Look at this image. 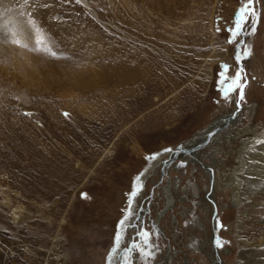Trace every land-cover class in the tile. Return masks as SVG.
I'll list each match as a JSON object with an SVG mask.
<instances>
[{"label":"rangeland","instance_id":"obj_1","mask_svg":"<svg viewBox=\"0 0 264 264\" xmlns=\"http://www.w3.org/2000/svg\"><path fill=\"white\" fill-rule=\"evenodd\" d=\"M243 2L0 0V264H119L131 242L137 247L123 264H214L212 231L202 232L211 195L218 213L209 223L224 245L217 256L233 264L227 251L242 249L253 225L264 227L261 217L237 213L224 177L240 140L252 138L248 128L264 121V0L254 35L228 44L224 31ZM240 41L252 52L241 63L249 83L238 109L235 94L221 99L217 73L228 64L235 74ZM234 110L243 114L238 123L195 158L176 160L185 166L160 183L153 163L168 159L163 149L195 143L221 116L235 119ZM152 153L160 155L146 161ZM212 170L220 173L213 186ZM134 182L142 191L133 208L143 211L110 255ZM167 187L174 203L154 229ZM141 217L152 259L140 254Z\"/></svg>","mask_w":264,"mask_h":264},{"label":"bare ground","instance_id":"obj_2","mask_svg":"<svg viewBox=\"0 0 264 264\" xmlns=\"http://www.w3.org/2000/svg\"><path fill=\"white\" fill-rule=\"evenodd\" d=\"M234 111H235V113L233 112L234 115L235 114L237 115L235 119L233 120L226 119L230 116L229 114L226 116L224 115L221 116L222 119L223 118L225 119L222 121L219 119V122L215 121L213 126L212 127L210 126V130H207L206 133L203 132L204 135H201L200 138L197 139L196 143L202 142L205 138V135L217 127L216 126L217 122H218L217 125H219V128H220L219 132H221L222 127L224 125L225 127H228V126H232L238 123L239 120L237 119L239 118L240 115H243V114L239 110H234ZM251 126H253V123H251ZM248 131L250 132L252 138H248L246 140L244 139V141L240 140L239 138L242 144V148L239 151L241 155L239 158H236L237 162H235L236 166L233 167V170L228 172V173H231L229 174L231 176H228V174H226L224 177L227 181H230V182L232 181L234 184L236 193L233 195L234 198L233 199L231 198V199L234 201L235 206L237 207L236 208L237 213H239V215L244 214L246 216H248L246 214L248 213L252 221L254 218L261 217V220L259 221L264 222V143H259V144L257 143V141H264V121H261V123L258 124V126H255L253 129L249 127ZM222 133L224 132L222 131ZM218 136H220V134L217 135V137ZM213 139H214V136L211 138L210 142ZM189 146L192 147L193 145H189ZM235 156H236V153L234 154V157ZM186 159L188 158H182L181 160H186ZM161 160L162 159H159L158 161H161ZM158 161H155L153 163L154 165L153 167H155V169L159 168ZM212 171L213 172L212 173L210 172V173L212 175L213 180H214L215 173H216L217 174L216 181L219 182L220 180V178H218L220 175L219 171L218 170H212ZM210 173H209V177L211 178ZM146 176L147 175L142 177V179H144ZM230 184L231 186H233L232 183ZM228 186H229V183H227L226 187ZM167 190H170L169 187H167ZM165 194H167V191ZM169 204L172 205V202L170 201ZM253 226H255L256 228ZM253 226L252 228H250V230L248 229L246 230V232L250 231L251 239L250 241L248 240L244 241L242 249L240 248L237 249L235 254L231 252L232 250L227 251V253H230V255H232L233 264H264V227H261L258 224H255ZM237 246H239V244H237Z\"/></svg>","mask_w":264,"mask_h":264},{"label":"snow or ice","instance_id":"obj_3","mask_svg":"<svg viewBox=\"0 0 264 264\" xmlns=\"http://www.w3.org/2000/svg\"><path fill=\"white\" fill-rule=\"evenodd\" d=\"M79 3V0H77ZM260 3V0H244L242 6L237 10L232 25L229 29H224L228 33V44H235L239 37L243 34L254 35L256 32V21L258 19L259 13L256 10V6ZM251 24V28L247 29V25ZM217 32L221 31L220 27H217ZM34 51V49H30ZM252 49L249 46L244 45L243 41H240V44L237 46V53L234 57L236 61V70L234 75H229L231 70V65L222 64L217 73L218 83L220 84L219 92L222 100H230L235 94L237 107L239 108L245 100V89L248 86L249 80L247 73L243 67H241L242 60H246L251 55ZM55 55V53H53ZM254 79V77H253ZM25 115H29L25 113ZM67 117V113L64 114ZM212 133H209L211 136ZM257 143H264V141H257ZM169 154L174 153L176 150L172 148H166L162 150ZM160 153H152L149 156H146V161H155L157 160ZM137 181L140 180V176H137ZM142 191V187L137 186L136 182L133 183L132 190L127 194V207L122 209L123 215L117 221V229L113 237V247L111 249L110 255H114L121 242V230L127 231L129 228L137 227L134 223V217L136 212L133 208V203L139 193ZM81 199H86L87 194L81 193ZM219 223V222H218ZM219 227L223 228L222 224H219ZM151 233L140 229L136 236L138 239L142 240L144 248L140 249V254H142L146 259L153 258V252L151 250L145 251L149 246V238ZM214 244L217 248H222L224 245L220 241H214ZM136 245H132V248H136Z\"/></svg>","mask_w":264,"mask_h":264},{"label":"water","instance_id":"obj_4","mask_svg":"<svg viewBox=\"0 0 264 264\" xmlns=\"http://www.w3.org/2000/svg\"><path fill=\"white\" fill-rule=\"evenodd\" d=\"M235 52L237 53V48H236ZM235 56H236V54H235ZM228 119L229 120H233V119H231V117H229ZM226 123H228V122H226ZM223 127H225V125ZM219 129H220L219 127H216L211 132H209V133H212L211 136H209V133H207L205 135L204 140L202 142H200V143H196V142L195 143H190L189 145H193L192 147L189 146L187 142H184V143L178 145L175 148L176 151L174 153H172V154H169L168 159L162 162V166H161V169L159 171V173H160V183L162 182L163 177L166 175L167 169H169V167H171L172 164H174V167H176V166L184 167L185 166V162H183V161H180L179 163L175 164L174 162L176 160H178V159L180 160L182 158H192V157L194 158V154L197 153L200 149L206 147L209 144L211 138L215 135V133H217L219 131ZM151 200H152V191L149 193L148 197L144 198V200H143V202H146L145 209L147 211H145V214H149L148 208H149V205H150L149 201H151ZM142 211H143V207H139L138 213H137L136 218H135L134 221L139 220V217L141 216ZM141 218L142 219H140V229L144 230V228H143L144 217H141ZM133 244L134 243L131 242L128 245V249L123 250V251H121L118 254V259L120 261L119 264H123V255L125 253L128 254V256H129V254L132 253V251H133L132 250V245Z\"/></svg>","mask_w":264,"mask_h":264},{"label":"flooded vegetation","instance_id":"obj_5","mask_svg":"<svg viewBox=\"0 0 264 264\" xmlns=\"http://www.w3.org/2000/svg\"><path fill=\"white\" fill-rule=\"evenodd\" d=\"M169 157V156H168ZM165 161V160H164ZM162 162H163V160H161V161H158V163H159V171H160V169H161V166H162ZM199 163V165L203 168V169H205V167H203V166H205L204 164H202V163H200V162H198ZM177 164V163H176ZM173 167H174V164H172V166L171 167H169V169H167V171H166V175L163 177V179H162V181H164V180H166V183H169L170 182V178H169V175H168V172L171 170V169H173ZM196 171V168L195 167H193V171L191 172V174H193V172H195ZM206 176H207V178H210L209 177V172L207 171V173H206ZM211 178H212V175H211ZM210 178V179H211ZM142 181H144L145 180V178L144 179H141ZM173 182H175V184L177 185V183H178V180H176L175 179V181H173ZM189 184V183H188ZM211 184H212V186H213V184H214V181H213V178L211 179ZM190 185V184H189ZM166 187V186H165ZM165 187H164V189H165ZM166 191H167V194H166V198H167V208L164 210V211H161L159 214H158V216H157V218L155 219V220H153V221H151L152 222V224H153V226H154V229H155V227H159V222H160V219L162 218H160V216H161V214H163V216H164V213L166 212V210L167 209H171L172 208V206H173V198H172V195H171V193H168V190H167V188H166ZM166 193V192H165ZM212 194V193H211ZM153 198V197H152ZM211 203H210V205H208V206H210L209 207V211H208V222H207V220H206V222H207V225H206V227L203 225L202 226V232H205V234H206V231H205V228H207V230H209V231H212L211 233H209V235L208 236H211L212 238L209 240V242H210V244L213 246L212 248H211V250H210V253L209 254H207L208 256H211L212 258L214 257L216 260H217V262H215L214 264H222V263H224L223 261H221V259L217 256V251H220V249H217V247H215V244H214V238L216 237L215 236V231H214V227H212V226H210V223H209V216L211 215L212 216V213L213 214H215V217L213 218V222H212V225L215 223L214 221H216L217 220V218H216V211H217V213H218V209H217V206H216V203H215V199H213V197H212V195H211ZM172 202V205H170L169 204V202ZM165 204H166V202H165ZM149 208H150V205H149ZM145 211H147L146 209H145ZM144 211V212H145ZM149 211V210H148ZM149 214H150V211H149ZM148 214V215H149ZM218 215V214H217ZM173 222H174V220H173ZM162 233V232H161ZM206 236H207V234H206ZM208 241L206 242V247H208L209 245H208V243H209ZM203 247H204V245H202V249L200 250V252H203ZM132 250H134V248H132ZM205 252V251H204ZM188 264H189V262H188Z\"/></svg>","mask_w":264,"mask_h":264}]
</instances>
